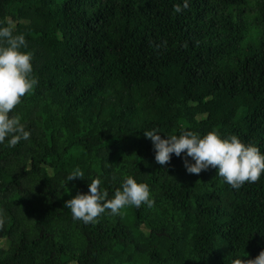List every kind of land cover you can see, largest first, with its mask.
<instances>
[{"label": "trees", "instance_id": "obj_1", "mask_svg": "<svg viewBox=\"0 0 264 264\" xmlns=\"http://www.w3.org/2000/svg\"><path fill=\"white\" fill-rule=\"evenodd\" d=\"M176 3L0 0L38 80L9 114L29 140L0 144V264H232L264 251V174L235 190L217 168L187 173L183 153L156 163L144 136L215 131L264 153V0ZM128 176L149 185L151 208L73 220L67 200L97 178L111 199Z\"/></svg>", "mask_w": 264, "mask_h": 264}, {"label": "clouds", "instance_id": "obj_2", "mask_svg": "<svg viewBox=\"0 0 264 264\" xmlns=\"http://www.w3.org/2000/svg\"><path fill=\"white\" fill-rule=\"evenodd\" d=\"M190 0L176 3L173 11L177 14L189 8ZM28 48L25 34L15 32L14 22L0 26V144L7 140L9 147H15L21 140H29L31 132L21 122L19 115H9L30 95L38 80L33 75L32 53L22 51ZM160 130L153 128L144 131V136L151 140L155 152V161L160 165L170 162L172 155H183L184 167L189 174H199L210 166L217 168V176L235 190L245 183L257 182L264 174V153L251 143L243 142L237 135L227 137L210 131L204 135L199 132L182 130L179 135L168 134L161 138ZM191 158V161L188 158ZM194 161V163H193ZM84 172L77 167L66 180L71 182L82 179ZM99 178L92 180L86 194L77 193L65 202L74 221L85 225L95 223L96 218L106 211L110 215H119L127 206L140 208L146 204L149 208L155 201L150 198L149 185L138 183L132 176L123 180L113 198L108 199V192L100 187ZM232 264H264V251L247 261L236 258Z\"/></svg>", "mask_w": 264, "mask_h": 264}]
</instances>
